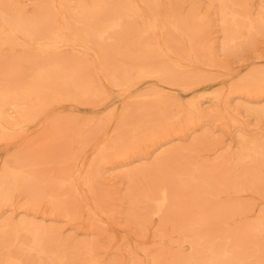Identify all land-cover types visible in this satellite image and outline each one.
<instances>
[{"label":"rangeland","instance_id":"1","mask_svg":"<svg viewBox=\"0 0 264 264\" xmlns=\"http://www.w3.org/2000/svg\"><path fill=\"white\" fill-rule=\"evenodd\" d=\"M12 1L26 17L42 2ZM132 1L140 13L109 15L123 29L87 51L0 34V94L29 106L0 131V174L27 178L0 195V235L44 232L46 256L29 264H264V151L250 149L264 147V120L248 112L264 107V0H230L227 16L220 0ZM159 42L169 55L151 54ZM143 62L167 72L112 81ZM57 68L56 85L41 77Z\"/></svg>","mask_w":264,"mask_h":264},{"label":"bare ground","instance_id":"2","mask_svg":"<svg viewBox=\"0 0 264 264\" xmlns=\"http://www.w3.org/2000/svg\"><path fill=\"white\" fill-rule=\"evenodd\" d=\"M115 0H74V7L69 9L67 3L63 0H42L40 4L36 6L35 13L32 17H26L23 14L22 6H17L15 1L8 0L2 4L0 8V34H6L4 40H12L13 38H21L27 43H33L36 41L43 42L46 46H54L56 43H68L72 48H81L83 50H90L93 38L101 39L104 34L109 31H121L124 25V21L121 18H109V15H114L117 11H131L135 14L140 13L139 5H134L132 0H124L122 5H118ZM233 6L230 0H220L219 7L222 16H227V5ZM15 8L11 10V6ZM140 6H142L140 4ZM231 21L227 19L222 20L224 23L230 22L229 28H233L232 31L239 29L237 23V12H228ZM263 21V19H261ZM264 22V21H263ZM145 24V28H158V21L156 18H151L150 21L145 20L142 22ZM254 29V23L250 22L248 30ZM80 32L83 35L80 36ZM233 33V32H232ZM229 31L226 33L225 47L232 44L235 40V35ZM159 42V48L152 55L159 56L163 53L169 55V52H165L161 48ZM163 54V55H164ZM177 67V63L174 64ZM135 68L143 69L148 74H164L167 72V65L159 66L158 68H151V64L143 62L140 65L128 66L120 71L119 76L114 75L112 81L116 84L128 80ZM61 76L60 68L55 70V75L41 76L45 80H52V84L56 85L58 79ZM65 84L73 85V81L66 77L62 78ZM52 88V87H51ZM56 88V87H55ZM53 89V88H52ZM88 89H84L83 85H79L76 89V95H87ZM29 106L27 100H16L8 98V95L0 94V131L7 129L10 121L16 118L22 120L26 117ZM252 112L254 116L264 120V107L248 110ZM250 149L253 151V155L260 157L261 151H264V147L258 142L251 141ZM5 168L2 174H0V195L7 196L12 191H17L18 187L25 184L27 178L23 174L15 173V170L8 171ZM70 184V183H69ZM167 188L162 187L159 190L158 197L153 199L156 204V212H160L162 208L167 206L169 197ZM2 234L0 235V264H29L27 257L36 256L41 259L46 256V252L43 247L44 238L46 237L44 232H40L38 229H28L21 226H14L13 228H2ZM9 234L11 239L5 243L6 235ZM27 237L29 243L23 242L22 237ZM5 249V250H3ZM211 252V249L208 248ZM228 252L223 251L222 257H227ZM190 260L193 262V258ZM58 261H62L58 259ZM216 262V260H215ZM212 264L213 260H209ZM207 264V263H206Z\"/></svg>","mask_w":264,"mask_h":264}]
</instances>
